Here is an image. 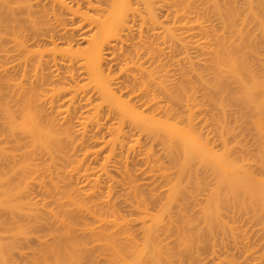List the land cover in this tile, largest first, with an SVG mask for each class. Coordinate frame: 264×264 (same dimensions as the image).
Instances as JSON below:
<instances>
[{
	"label": "bare ground",
	"instance_id": "1",
	"mask_svg": "<svg viewBox=\"0 0 264 264\" xmlns=\"http://www.w3.org/2000/svg\"><path fill=\"white\" fill-rule=\"evenodd\" d=\"M0 264H264V0H0Z\"/></svg>",
	"mask_w": 264,
	"mask_h": 264
},
{
	"label": "rangeland",
	"instance_id": "2",
	"mask_svg": "<svg viewBox=\"0 0 264 264\" xmlns=\"http://www.w3.org/2000/svg\"><path fill=\"white\" fill-rule=\"evenodd\" d=\"M26 36H27V35H26ZM40 43H41V44H40ZM10 44H11V43H10ZM39 44L42 45V42H39ZM10 46H11V45H10ZM10 46H9V47H10ZM10 49H11V48H10ZM9 52L12 53L13 51L9 50ZM9 60H11V59H9ZM13 73H14V72H12V74H13ZM15 76H16V75L13 74V75H12V78H14Z\"/></svg>",
	"mask_w": 264,
	"mask_h": 264
}]
</instances>
